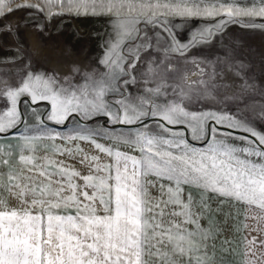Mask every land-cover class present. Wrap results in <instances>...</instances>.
Listing matches in <instances>:
<instances>
[{"label":"snow or ice","instance_id":"6c2138e0","mask_svg":"<svg viewBox=\"0 0 264 264\" xmlns=\"http://www.w3.org/2000/svg\"><path fill=\"white\" fill-rule=\"evenodd\" d=\"M21 10L110 31L92 64L0 76V264H218L226 233L264 264V60L230 36L264 0H0V26Z\"/></svg>","mask_w":264,"mask_h":264},{"label":"rangeland","instance_id":"374dc122","mask_svg":"<svg viewBox=\"0 0 264 264\" xmlns=\"http://www.w3.org/2000/svg\"><path fill=\"white\" fill-rule=\"evenodd\" d=\"M37 22L46 27L37 30ZM2 24L0 76L5 79L18 76L29 64L37 71L59 70L73 61L92 64L103 55L106 33L110 31L107 21L102 18L63 15L46 21L31 14L30 10L15 12ZM8 27L11 34L5 35ZM230 36L243 44L242 52L259 74L264 60V33L233 27Z\"/></svg>","mask_w":264,"mask_h":264},{"label":"crops","instance_id":"0c3cea01","mask_svg":"<svg viewBox=\"0 0 264 264\" xmlns=\"http://www.w3.org/2000/svg\"><path fill=\"white\" fill-rule=\"evenodd\" d=\"M52 126L58 127L56 125H52ZM23 127H24L23 125L20 126L21 131H23ZM213 208H215V204H213ZM232 211H234V209L225 205L223 209L221 210V214L216 215L214 218L223 222L226 214ZM225 238L233 241V248L235 249L233 253L226 254V255L220 251V248H221L220 242L224 240ZM238 240H239V237H234L232 234L226 233L225 235H222L219 238V240L216 241L218 264H240V260H241L240 253L242 252L243 249H242V245L238 243Z\"/></svg>","mask_w":264,"mask_h":264}]
</instances>
